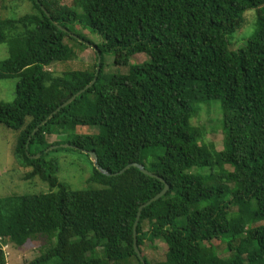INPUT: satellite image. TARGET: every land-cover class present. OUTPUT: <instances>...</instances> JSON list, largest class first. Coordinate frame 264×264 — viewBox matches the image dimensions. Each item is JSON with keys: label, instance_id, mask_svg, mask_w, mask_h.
<instances>
[{"label": "trees", "instance_id": "obj_1", "mask_svg": "<svg viewBox=\"0 0 264 264\" xmlns=\"http://www.w3.org/2000/svg\"><path fill=\"white\" fill-rule=\"evenodd\" d=\"M11 1L33 12L0 19V80H18L0 124L17 132L25 180L49 190L0 198V264L6 246L39 236L54 241L26 264H154L145 244L157 241L168 250L156 264H264V0ZM249 10L257 27L232 51ZM87 49L93 62L73 64ZM55 64L69 69L56 74ZM211 100L221 150L193 125ZM51 146L85 157V187L58 179ZM134 163L169 186L141 211L142 261L134 225L165 183L136 167L118 174Z\"/></svg>", "mask_w": 264, "mask_h": 264}, {"label": "rangeland", "instance_id": "obj_2", "mask_svg": "<svg viewBox=\"0 0 264 264\" xmlns=\"http://www.w3.org/2000/svg\"><path fill=\"white\" fill-rule=\"evenodd\" d=\"M33 12L30 4H22L20 2H13L7 0L3 4L0 2V19H18L24 15ZM245 21V27L241 31H236L229 35V48L232 51L239 49L243 45L250 35L254 32L257 27L256 24V10H249L243 15ZM18 24L24 26L22 23ZM76 58L72 60V63L80 66V62L92 63L94 60V53L87 49L77 50ZM8 45H0V62L7 59ZM145 60L144 56H139V63ZM66 68L63 64H55L51 67V70L56 74L65 72ZM17 79L0 80V101L11 103L16 97V85ZM207 105L201 115L193 119V125L199 127H205L207 131V140L214 141L218 150L222 149V134L216 132L215 128L221 121L220 109L221 105L216 100H211L206 103L200 104L199 107ZM80 133H85L87 130H79ZM215 133V134H214ZM17 132L12 131L5 126L0 124V198L11 197L13 195H35L41 192H47L49 189L40 181H27L25 176L28 169L20 167L16 161L14 155V148L17 142ZM66 137L55 136L54 142L64 143L60 147L66 146ZM66 143V144H65ZM51 146L47 149L50 151L51 157L58 161L59 170L57 173L58 179L66 183L68 186H72L73 189H80L86 186V180L88 179L89 171L92 173L91 167L88 162L85 161L84 156H80L76 152H67L64 150L53 149ZM84 172V173H81ZM86 172V173H85ZM71 187V188H72ZM232 187V186H231ZM238 208H234V212H237ZM181 219L175 221L176 225L181 224ZM54 241V240H53ZM45 236H39L31 239L23 248H11L10 245L5 247L7 253L8 264H26L27 262L35 259L41 254L42 249L48 243L53 242ZM146 256L153 260L154 264L165 260V254L168 250L167 245L164 242L145 244Z\"/></svg>", "mask_w": 264, "mask_h": 264}, {"label": "water", "instance_id": "obj_3", "mask_svg": "<svg viewBox=\"0 0 264 264\" xmlns=\"http://www.w3.org/2000/svg\"><path fill=\"white\" fill-rule=\"evenodd\" d=\"M60 28H61V30L66 31V30L63 29L62 27H60ZM92 84H93V83H91V84L89 85V87H90ZM78 95H79V94H77L76 96H74L73 98H71L68 102H66L65 104H63L62 107H64V106H66L67 104H69V103H70L73 99H75ZM65 147H71V146H70V145H66ZM56 148H58V147H56V146L53 147V149H56ZM84 152H85V153H88V154L91 156V160H92V162L94 163L95 167H96L101 173H103V174H105V175H107V176H113V175H112L111 173H109L108 171H106V170H104V169H102V168L99 167V165H98V157H97V155H96L94 152H89V151H86V150H85ZM39 157H40V154L34 156L33 158H39ZM131 167H136V168H138L139 170H141L144 174H146L147 176H150V177L155 178V179H159V180H161L162 182L165 183V181H164L162 178H160L159 176H157V175L153 174L152 172L148 171L147 169H145V167H144L143 165H140V164H138V163H134V164H131V165L127 166L123 171H121V172L118 173V174H122V173H124L126 170H128V169L131 168ZM118 174H115V175H118ZM168 190H169V186L165 183V189H164L160 194H158L155 198H153L151 201H149V203H147V204H145L144 206H142V207L140 208V210H139L138 217H137V220H136L135 225H134V238H135V244H134V246H135L136 253L138 254V256H139V258L141 259V261H142V255H141V253H140V251H139V249H138V246H137V239H136V237H137V227H138V224H139V221H140V214H141V211H142V209H144V207L148 206L150 203L155 202V201H157L158 199H160V198H161V197H162V196H163ZM142 262H143V264H146L144 261H142Z\"/></svg>", "mask_w": 264, "mask_h": 264}]
</instances>
